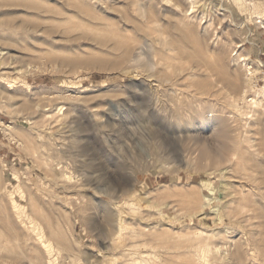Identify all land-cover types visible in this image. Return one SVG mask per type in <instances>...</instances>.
<instances>
[{
	"label": "rangeland",
	"instance_id": "obj_1",
	"mask_svg": "<svg viewBox=\"0 0 264 264\" xmlns=\"http://www.w3.org/2000/svg\"><path fill=\"white\" fill-rule=\"evenodd\" d=\"M34 1L55 19L0 0V264H219L196 231L240 245L223 264H264V0ZM157 13L237 70L245 99L202 96L176 47L175 86L161 79Z\"/></svg>",
	"mask_w": 264,
	"mask_h": 264
},
{
	"label": "bare ground",
	"instance_id": "obj_2",
	"mask_svg": "<svg viewBox=\"0 0 264 264\" xmlns=\"http://www.w3.org/2000/svg\"><path fill=\"white\" fill-rule=\"evenodd\" d=\"M165 2L166 3H169V0H165ZM166 5H168V4H166ZM21 8H22L23 12H26L27 14H30L31 16H35L36 18H40V19H55L54 17H56V14L54 12L50 11L49 8L43 7L42 1H41V3H39V1L26 0V4L23 5V6H21ZM164 8H166V7H164ZM164 8H163V10H164ZM169 10L171 11L172 9H169ZM165 12H167V9H165ZM165 12H163V14ZM163 14L158 15V13H157L156 16L153 14V16H155V18L152 17L153 20L155 21V23L158 24V26H159L158 28H160L158 30L159 37H161V40L159 42L160 44H159L158 47L153 48V53L151 52L152 53L151 55L155 54V56L157 55L158 58L160 59V63H159L160 64V67H159L160 69L158 71V73L160 72V74H161V77L160 78L163 79V80H166L172 86L175 84V81H174L173 77H174V75L176 73L174 72L175 73L174 74L172 71H170V70L168 71V68L170 69V67H171L172 64H170L171 63L170 62L169 63L170 65H169L167 63V61L168 60L169 61L170 60H173V61L175 60L176 61V59H173V57L170 55V51H172V48L176 47V49L179 52L178 55L181 54L180 56H182V57H183V55H185L184 57L187 58L188 61H189V63H190L189 64L190 65V70H181L180 74H182V78L185 75H187V76H198L199 79L198 80L196 79L197 82H196L195 85H197L198 89L200 90V94L202 96H206L207 98H212L211 100H213V98H215V97H217L219 95H223L224 94L225 96H227V97H229L231 99H237V102L239 100L245 99L244 96L247 93L246 89H248V88L245 89V87H246L245 84H244V87L241 84L242 82H240V78H239L238 74L236 73L237 70L233 72V73L236 74V77L231 78L230 75H229L230 72L228 71L229 68L227 69V66L225 64H224L225 66H223L222 65L223 63L222 62H221L222 64H220V61H221L220 59L214 58V56L211 55V53L209 54L207 51H204L202 49V45H200V43H198V40L193 38V32H194V30L191 27L184 26V24L182 23L183 20L181 21L182 18L176 20L178 23L176 22L177 24L171 26V25H168L169 22L166 19V14H165V16ZM169 26H171L170 29H169ZM35 27L32 26L31 32L32 31H37V30H34ZM157 29H155L156 32H157ZM183 29H185V30H183ZM127 45H129V43ZM122 47L125 48L124 45ZM189 48H190V50H189ZM162 49H163V51L164 50L167 51L166 54H164V52L162 51ZM126 51H128V50H126ZM218 60H219V62H218ZM173 66H174V62H173ZM173 68L174 67H171V69H173ZM176 68L177 67L175 65V68L174 69H176ZM180 68H178V69L180 70ZM174 69H173V71H176ZM248 72H250V69L248 70ZM249 75L252 76L253 73L250 72ZM179 77H181V76H179ZM177 80H178V78H177ZM246 85L248 86L249 84H246ZM187 87H188V84H187ZM252 102L255 104L256 101L255 102L252 101ZM257 104H258V102H257ZM257 104H255V105L252 104V105L253 106H256ZM248 106H246L245 108L243 106L241 108H238L237 107L236 110L238 109L237 112H240V113L242 112L244 114V116H248L249 113L248 114L246 113V110L249 109ZM247 118H249V116ZM245 138H247V137H245ZM241 140H243V139H241ZM245 143L248 144V147L249 148L255 147L253 145V141H251L250 138L246 139L245 140ZM234 146H235L234 152L231 154V158H232V156H233V158L231 160H233L234 158H235L234 160H238L239 152L240 151H244L245 148L243 147V144L238 143V142L235 143ZM224 151H225V148H224ZM228 152H229V150H228ZM203 155L205 157L210 156L208 152H205ZM228 155H229V153H228ZM249 156H251V155H249ZM218 158H220V157H218ZM215 162H219V159L218 160L215 159ZM257 167H259L261 169L260 165H257ZM186 199L188 201H192L190 197H186ZM211 200L212 199H210V198H206V197H203L202 196V199L200 201L201 203L199 204V208L198 209H200L201 211L204 210L207 206H209L211 204ZM190 203H192V202H190ZM194 206H196V205H194ZM24 217L26 218V216H24L23 214H19V216H18L19 221H22L24 219ZM120 229L122 230L123 227L122 228L120 227ZM123 230H125V229H123ZM31 231L34 232V233H36V231H37L36 227L34 226L33 228H31ZM218 234L221 237L223 236L219 232H218ZM37 236H39L38 238H41L40 235H39V233L37 234ZM160 236H162V235H160ZM194 236L196 238H203L202 241H200L199 244H198V250L203 254V257L204 258L201 256L203 259H205V257H207L206 254L208 255V253H213L214 252L216 254H219V257H218L219 258V260H218L219 261V264H223L224 262H226L228 260H231L232 257H236L237 259H239L241 261V257H240V247H239L240 245L235 244L234 241H233L234 243H233V246H232L233 249H234V252H232L233 253L232 256H229L228 252L221 251V249L218 247L219 244H213V246H210L209 245L210 244L209 241L212 238H215L216 237L215 234H213V233L207 234V233H205L203 231H196L194 233ZM155 238H157V237H155ZM163 244H165V243H163ZM43 247H44V245H43ZM155 247H156V245H155ZM152 253L150 255H147V256H145L146 254L145 255H141L143 257L140 256L141 258H139L137 260V262L136 261H132L131 263H128V264H152V263L155 264V262H153L154 259H153V261H151V259L155 257V255L152 254ZM148 254H149V252H148ZM191 255H192V253H191ZM156 257H158V256H156ZM157 260L159 261V259H157ZM168 262H170V261H168ZM84 264H94V263L93 262L91 263V262H88V261L85 260V263ZM194 264H195V262H194Z\"/></svg>",
	"mask_w": 264,
	"mask_h": 264
}]
</instances>
